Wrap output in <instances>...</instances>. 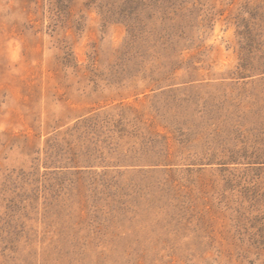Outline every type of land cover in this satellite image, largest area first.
<instances>
[{
  "label": "rangeland",
  "instance_id": "rangeland-1",
  "mask_svg": "<svg viewBox=\"0 0 264 264\" xmlns=\"http://www.w3.org/2000/svg\"><path fill=\"white\" fill-rule=\"evenodd\" d=\"M0 264H264V0H0Z\"/></svg>",
  "mask_w": 264,
  "mask_h": 264
},
{
  "label": "trees",
  "instance_id": "trees-1",
  "mask_svg": "<svg viewBox=\"0 0 264 264\" xmlns=\"http://www.w3.org/2000/svg\"><path fill=\"white\" fill-rule=\"evenodd\" d=\"M131 34H132V36H133V37H137V36L134 34V32H133V31H131Z\"/></svg>",
  "mask_w": 264,
  "mask_h": 264
}]
</instances>
